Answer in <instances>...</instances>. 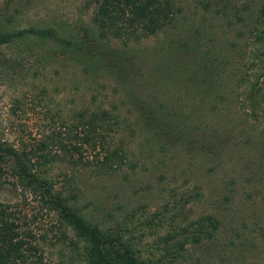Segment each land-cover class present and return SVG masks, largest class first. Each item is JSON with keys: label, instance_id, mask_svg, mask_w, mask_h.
Returning a JSON list of instances; mask_svg holds the SVG:
<instances>
[{"label": "rangeland", "instance_id": "obj_1", "mask_svg": "<svg viewBox=\"0 0 264 264\" xmlns=\"http://www.w3.org/2000/svg\"><path fill=\"white\" fill-rule=\"evenodd\" d=\"M187 2L189 16L203 21L194 1ZM89 5L90 0H0V16L9 17L19 29H57V23L78 28L89 21ZM212 25L220 38L234 39L237 28L218 20ZM166 40L152 37L125 49L146 67L145 77L137 81L142 85L132 96L179 102L180 110L201 127L196 145H177L146 133L124 86L102 73L84 75L73 63L57 59L52 46L36 44L0 49V138L25 154L31 170L48 178L56 192L70 184L82 189V211L106 229L120 232L146 264L164 260V237L208 215L222 220L216 238L188 246L184 258L172 263L170 257L164 264H264V105L253 118L234 81L226 85L224 104L216 102L221 100L217 96L168 87L155 74L166 55ZM116 46L123 48L121 43ZM248 50L246 59L231 60L228 72H249L250 80L256 75L264 83V57L252 47ZM102 109L122 117V127L109 140L110 149L123 157L117 172L98 169L100 156L86 148L80 160L71 158L57 142L59 135L70 147L69 132L78 111ZM195 191L201 193L200 200L190 202ZM1 207L18 223L27 247L37 248L32 260L86 264L73 234L64 236L67 231L56 212L20 181L12 162L0 170ZM181 211L185 214L174 222Z\"/></svg>", "mask_w": 264, "mask_h": 264}, {"label": "trees", "instance_id": "obj_2", "mask_svg": "<svg viewBox=\"0 0 264 264\" xmlns=\"http://www.w3.org/2000/svg\"><path fill=\"white\" fill-rule=\"evenodd\" d=\"M193 1L195 10L204 15L203 21L198 22L195 14L189 16L187 0H90L89 21L78 28L57 23V29H19L12 25L9 17L0 16V49L17 44L50 45L57 52V59L73 63L84 75L105 74L131 92V102L138 109V119L141 125L144 123L146 133L157 139H170L177 145H196L194 137L201 127L180 110L179 102L174 99L146 101L132 96L142 85L138 78L145 77L146 67L125 49L152 37L165 36L166 55L155 74L165 79L168 87L179 86L193 94L217 96L221 100L216 99V102L224 104L226 85L234 81L236 89L244 92V106L250 108L256 118L254 113L264 105V83L256 75L250 80L249 72L232 75L228 68L234 58L246 59L251 47L252 52L264 57V0ZM206 15H212L213 19L208 21ZM217 20L229 28H237L234 39L224 40L217 31L213 32L212 23L216 24ZM116 43H121L123 48H118ZM121 127L122 117L109 110H81L73 117L68 137L70 147L59 135L57 142L77 160L85 148L100 157L105 155L102 162L97 158L98 169L117 172L121 168L118 159L123 157L117 150L110 149L109 140ZM25 156L0 138V170L10 162L14 164L20 181L40 193L49 210L56 212L58 222L67 231L64 236L67 237L68 232L73 234L86 264H146L120 232L106 229L82 211V189L70 184L62 189L57 187L56 192L48 178L31 170ZM200 197L201 193L195 191L189 196L190 202ZM183 212L175 213L174 222L185 214ZM184 219L189 220L187 215ZM222 226V220L216 215L189 220L177 234H169L161 240L164 260L156 262L164 264L170 257L172 263L179 261L188 246L213 241ZM19 229L7 208L1 207L0 264H43L41 259L32 260L37 248L27 247Z\"/></svg>", "mask_w": 264, "mask_h": 264}]
</instances>
